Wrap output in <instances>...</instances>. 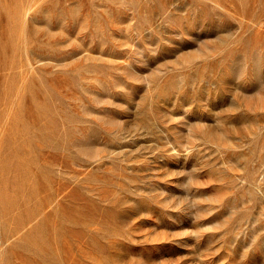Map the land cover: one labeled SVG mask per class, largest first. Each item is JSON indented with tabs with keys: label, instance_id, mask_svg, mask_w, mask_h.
Here are the masks:
<instances>
[{
	"label": "rangeland",
	"instance_id": "1",
	"mask_svg": "<svg viewBox=\"0 0 264 264\" xmlns=\"http://www.w3.org/2000/svg\"><path fill=\"white\" fill-rule=\"evenodd\" d=\"M0 264H264V0H0Z\"/></svg>",
	"mask_w": 264,
	"mask_h": 264
}]
</instances>
